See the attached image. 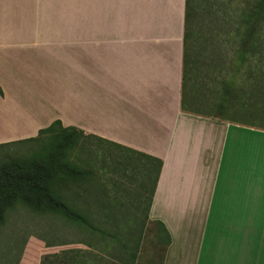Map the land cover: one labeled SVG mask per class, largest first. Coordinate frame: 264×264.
Returning <instances> with one entry per match:
<instances>
[{
	"label": "crops",
	"instance_id": "0c3cea01",
	"mask_svg": "<svg viewBox=\"0 0 264 264\" xmlns=\"http://www.w3.org/2000/svg\"><path fill=\"white\" fill-rule=\"evenodd\" d=\"M67 3L0 0V144L60 120L113 161L141 160L161 264H264V127L190 110L187 0H75V17L41 15ZM62 33L75 45L58 49Z\"/></svg>",
	"mask_w": 264,
	"mask_h": 264
},
{
	"label": "rangeland",
	"instance_id": "374dc122",
	"mask_svg": "<svg viewBox=\"0 0 264 264\" xmlns=\"http://www.w3.org/2000/svg\"><path fill=\"white\" fill-rule=\"evenodd\" d=\"M68 1L66 8L41 15L50 12L56 22L75 17V0ZM257 1L192 0L185 92L190 110L218 117L224 113V120L264 127V51L246 50L242 43L248 29L244 15ZM66 36L58 37V49L75 45L64 41ZM252 39L264 49V31ZM58 142L45 135L2 148L0 164L8 158L41 164L42 155ZM96 142L79 137L67 152L69 163L90 174L54 186L71 207L90 217L95 230L18 200L0 223V264H161L166 242L161 227L150 220L151 185L144 165L137 158L133 166L131 160L113 161Z\"/></svg>",
	"mask_w": 264,
	"mask_h": 264
},
{
	"label": "trees",
	"instance_id": "16d2710c",
	"mask_svg": "<svg viewBox=\"0 0 264 264\" xmlns=\"http://www.w3.org/2000/svg\"><path fill=\"white\" fill-rule=\"evenodd\" d=\"M191 4L192 0H187L185 68L189 62L188 46L193 18ZM244 17L245 25L248 26L246 39L242 42L245 49L263 52V45H257L252 37L256 31H264V0H258L253 6H249ZM59 131L60 133H58ZM45 135H52L58 138L59 142L53 147V150L51 149L47 154L42 155L41 164H35L31 160L30 162L28 160L20 162L14 158H8L0 164V223L5 219V212L20 200L38 212L60 213L84 229L94 231L95 226L90 217L71 207L54 190L56 184L66 181L77 182L90 174L88 170L85 171L76 167L67 160V152L75 147L79 137L89 139L83 136L81 130L74 127H64L62 122L57 120L48 128L40 130L37 137L1 144L0 149L10 148L16 144L35 142L39 137Z\"/></svg>",
	"mask_w": 264,
	"mask_h": 264
}]
</instances>
